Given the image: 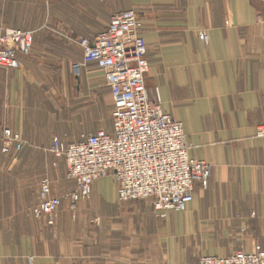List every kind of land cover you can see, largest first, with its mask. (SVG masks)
Masks as SVG:
<instances>
[{"label":"crops","instance_id":"0c3cea01","mask_svg":"<svg viewBox=\"0 0 264 264\" xmlns=\"http://www.w3.org/2000/svg\"><path fill=\"white\" fill-rule=\"evenodd\" d=\"M52 4L62 8L66 25L75 23L64 11L68 6L97 10L79 20L93 26L80 31L88 39L120 12L116 0ZM121 7L153 13L142 22L150 62L146 86L183 124L191 157L211 164L209 187L196 185L186 211H169L162 219L149 201L120 203L115 179L108 176L94 183L90 200L72 209L69 197L76 184L67 180L66 163L54 156L47 161L45 152L56 138L69 145L91 134L79 129L86 111L76 97L96 96L105 75L89 64L76 80L70 64L81 62L83 51L73 45L54 49L51 57L68 92V103L56 104L48 61L37 59L40 48L34 49L21 58V69L0 68V127L23 139L25 158L0 162V193L8 201H23L34 178L39 198V179L48 177L63 202L54 226L23 218L17 204L8 213L5 204L1 216L20 219L0 221V264H195L202 257L235 253L200 252L204 237L219 239L232 251L264 249V138L258 137L264 124V0H128ZM69 100L78 104L74 128L63 125L70 119ZM107 132H113V122Z\"/></svg>","mask_w":264,"mask_h":264},{"label":"built area","instance_id":"2783aa9c","mask_svg":"<svg viewBox=\"0 0 264 264\" xmlns=\"http://www.w3.org/2000/svg\"><path fill=\"white\" fill-rule=\"evenodd\" d=\"M142 30L134 11L117 12L93 39L79 42L83 60L73 71L80 74L89 64L102 70L115 109L112 133L100 130L69 145L56 138L48 148L55 157L65 159L67 180L76 184L69 197L72 209L90 200L94 183L108 176L115 179L120 202L149 201L162 216L186 211L194 201L196 185L209 187L211 164L191 157L183 124L164 110L160 96H150L146 86L149 51ZM33 46L32 32L1 31L0 68L21 69V58L31 56ZM258 137L264 138V124L258 128ZM23 146V139L6 128L3 153L19 152ZM52 194L51 180L43 178L39 203L31 211L49 226L55 224L63 202ZM195 264H264V249L257 245L253 251L239 250L227 257H202Z\"/></svg>","mask_w":264,"mask_h":264},{"label":"rangeland","instance_id":"374dc122","mask_svg":"<svg viewBox=\"0 0 264 264\" xmlns=\"http://www.w3.org/2000/svg\"><path fill=\"white\" fill-rule=\"evenodd\" d=\"M116 1L120 5V9H119L120 12L134 11L136 15L138 16L141 24L144 21L143 20L144 17L146 18V16L153 14V13L149 14L148 10H142V9L137 10L134 8L127 9V8L121 7L122 5L125 7V5L128 3V0H116ZM52 2L53 0H0V32L6 29H21L23 31H29L34 34L33 51L34 49L36 50L37 48H40L38 51L39 53L37 55V59H39L41 62L48 61V64H49L48 68H50V69L47 68V70L50 71V73H48V76H49L48 85L50 86L51 83L52 85H54L53 87H54L55 103L58 104L61 102L63 103V105H65L66 103H68L67 102L68 92L66 89H62L61 87V84L64 82L62 80L63 77L61 76L62 72L61 70L58 69V65H57L58 62L56 61L54 63V60H57V59H54L53 57H51L52 51L54 49H57L58 47H61V46L64 47L66 45H73L72 47H75L77 50L79 48L81 51H83L79 42L82 38H87V37L82 35L80 31L82 30V28L85 30H88V29L91 30L93 26L92 25L84 26L81 24L82 22L79 23V20H87L86 15L91 16L93 12L97 10L79 9V8L75 9V8H71L70 6H68L67 10L65 9L64 11L66 12L67 17H69V15L75 16L76 24L74 23V24L66 25L62 22L63 21L61 17V14L63 15L62 8L60 7L59 9H57L56 6L52 4ZM153 10L155 11L156 9L153 8ZM101 11L105 12L106 10L102 9ZM40 36H45V37L42 40ZM53 45L56 48H54ZM46 55L50 57H47ZM69 55L70 54H68V56ZM71 62L73 61L71 60ZM54 64H56L57 66H55ZM75 64H78V62H73L72 65L70 64V66H72V70L70 69L71 72L73 71V66ZM83 70L84 68L82 69L80 74H76L73 71L74 73L72 72L71 76L73 75L76 80L77 79L79 80L82 76ZM99 80H101L103 84L96 92V96H94L93 94H84L81 92L80 93L81 96L76 97V98L80 97V99H82L83 103H81L80 106L82 109L85 108V111H86V114H85L86 121H81V124L79 126V129L84 133H94L98 130L107 131L111 128L112 113L115 109V104L113 103V98L111 96V92L109 91V88L107 87L106 80L104 79L103 76L99 77ZM69 102L70 104L67 105L68 111L65 114L70 112V115H68L70 119L67 121H64L63 125L65 124L67 125L68 122H70L69 123L70 126L74 128V126H77L78 124H77V121L74 120L75 115H73V112H75L76 109L78 108V104L74 103L71 100H69ZM58 106L59 105H56V108H58ZM55 115L57 117L58 112H56ZM56 124H58V120H56ZM0 128H3V127H0ZM5 130H6L5 128H3L2 131L0 129V131L4 134H5ZM1 139L3 138L2 137L0 138V162L5 161L8 163H11L13 161H17V160L19 161V160L25 159L22 153L23 149L19 152H12L10 155H5L4 153H2L1 146L4 143L5 137L3 141ZM48 152L49 151L47 149V153L45 152V155L47 154V161L55 160L53 158L54 155L51 152L49 153ZM55 158H56L55 161L59 163H64L65 165L66 163L65 159L57 158V157ZM0 178H2L1 175H0ZM41 179L42 178L39 179V183H41L40 182L42 181ZM28 184L29 186L26 188V192H23L24 200L23 201L21 200L20 202L18 200L8 201V196L0 193V221L7 220V222H10L12 220L20 219L15 216H8V217L1 216V210L3 209V206L5 204H6L5 208L7 207V210H9L8 208L12 207L14 204H17L19 205L18 207H19V210H21V215L23 216V218H26V219L31 218L38 223L47 224L44 219L35 218L33 214L31 213V211L39 203L38 201L39 198H36V188H37L36 180L34 178L30 179L28 181ZM39 192H40V188H39ZM52 193H53V189H52ZM52 195L56 196L54 194ZM58 197H61V196H58ZM120 203H127V202H120ZM155 212L156 211L154 210V213ZM8 213H10V210L8 211ZM157 216L162 219L166 218V215L162 216L158 214ZM56 221H57V218H56ZM56 221L54 225H56ZM202 239H204V242H203L204 244L199 245L198 249L200 252H202V249L205 250L204 253H209V254H218V252H225L227 254H230L234 251L235 252L239 251V250H233V251L229 250L228 248L224 247L219 242V239L218 241L217 239H213L212 241H206L207 240L206 237ZM29 259L31 262L33 261V258L30 257Z\"/></svg>","mask_w":264,"mask_h":264}]
</instances>
